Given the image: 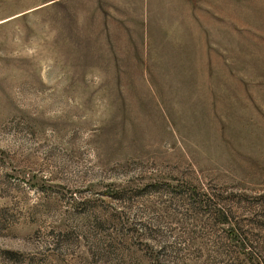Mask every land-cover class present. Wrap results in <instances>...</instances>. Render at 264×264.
<instances>
[{"label":"rangeland","instance_id":"374dc122","mask_svg":"<svg viewBox=\"0 0 264 264\" xmlns=\"http://www.w3.org/2000/svg\"><path fill=\"white\" fill-rule=\"evenodd\" d=\"M0 264H264V0H0Z\"/></svg>","mask_w":264,"mask_h":264}]
</instances>
